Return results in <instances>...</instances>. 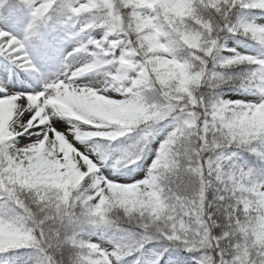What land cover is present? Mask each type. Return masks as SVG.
Instances as JSON below:
<instances>
[{
	"label": "snow or ice",
	"instance_id": "1",
	"mask_svg": "<svg viewBox=\"0 0 264 264\" xmlns=\"http://www.w3.org/2000/svg\"><path fill=\"white\" fill-rule=\"evenodd\" d=\"M21 3L31 14L27 34L21 41L0 30V56L31 74L38 70L28 46L58 0ZM66 7L63 27L73 37L104 30L69 54L91 46L92 61L65 63L62 78L42 92L0 83V254L31 247L43 264H58L49 250L62 230L90 228L122 236L111 250L73 237L75 264H124L133 256L140 264L153 243L162 252L152 264L172 248L193 253L191 264H264V183L235 163L233 151L264 145V59L221 44L232 34L264 46V25L231 20L238 7L264 12V0H76ZM81 17H89L82 26ZM243 64L257 67L225 75ZM94 71L105 88L76 85ZM224 87L252 91L260 102L225 100ZM64 118L67 134L53 123ZM165 120L171 130L145 179L120 183L100 173L110 160L116 172L143 166ZM132 132L139 138L114 157L111 145ZM21 137L35 140L19 147ZM71 137L91 142L89 150L80 152Z\"/></svg>",
	"mask_w": 264,
	"mask_h": 264
},
{
	"label": "rangeland",
	"instance_id": "2",
	"mask_svg": "<svg viewBox=\"0 0 264 264\" xmlns=\"http://www.w3.org/2000/svg\"><path fill=\"white\" fill-rule=\"evenodd\" d=\"M72 4L76 2V0L70 1ZM239 8V7H238ZM241 9V8H240ZM258 10V9H254ZM260 11V10H259ZM261 12V11H260ZM66 20V16L64 17ZM63 18V19H64ZM57 21L51 16L49 20L45 22L44 29L41 34L37 36V38H33L30 45L28 46V54L37 68L36 73H28L18 68L11 61H4L0 58V83L7 82L8 85H15V90L27 91L31 92H42L45 89V86L51 82H54L58 79L62 78V73L65 70V63H69L72 65H83L90 63L92 61L91 52H94L95 49L91 46H88L87 52H82L78 55L70 56L69 54L74 53L76 49L82 48L87 44V40L89 38L100 39L104 34L103 29H95L86 33L80 37H73L71 35V29H66L63 27L64 21ZM89 21V17H82L80 19V25L87 23ZM264 20H260L262 22ZM20 22V21H19ZM22 23H17L16 21H12L9 24L5 25L1 23L0 30H4L6 32L11 33L17 39L23 41L25 35L27 34V28L30 24V19L25 18ZM3 24V25H2ZM225 47H234L233 40H226L224 42ZM238 51L247 52V49L243 46H236ZM77 86L80 87H93L94 90H102L106 87V81L104 75L99 71H94L88 74H85L81 78H79L76 82ZM202 89V88H201ZM2 94V93H0ZM109 98H118L123 99L122 96L118 92L110 91ZM225 100L235 101V102H243V103H258L260 102V97L252 91L243 90L239 93H230L224 97ZM30 114L25 113V117H29ZM54 127L65 134L68 133V130L71 127V124L67 120L64 119H55ZM171 121H167L166 125H160L157 131L154 133L151 147H157L158 143H161L163 139L166 137L167 132L171 129L168 125ZM89 127V126H85ZM35 131H40L39 129H35ZM74 143V146L78 148L80 152H86L89 150V146L91 142L80 143L75 141L74 137L70 138ZM29 143L35 140V137H21V147L24 146L25 141ZM133 141L132 138H123L118 140L117 144L114 145L112 152L114 157L118 156L121 151L124 149L125 144H131ZM236 163V157H235ZM113 165V161L110 160L108 164L100 169V173L109 178L118 180L120 183H133L136 181H142L146 178L147 175V166H133L130 172H116ZM244 170H246V166H240ZM112 231L107 230H95L92 240L94 243L101 244L102 247L111 250L113 248V244H111L110 234ZM151 256H155L153 253ZM0 264H12V263H0ZM129 264V263H128Z\"/></svg>",
	"mask_w": 264,
	"mask_h": 264
},
{
	"label": "trees",
	"instance_id": "3",
	"mask_svg": "<svg viewBox=\"0 0 264 264\" xmlns=\"http://www.w3.org/2000/svg\"><path fill=\"white\" fill-rule=\"evenodd\" d=\"M71 0H58V4L50 13V17L52 16L54 20H65V16L67 17V5L70 4ZM25 18H29L31 21V14L30 9L25 7L21 0H0V22L7 25L13 20L17 23H22ZM64 18V19H63ZM82 18V17H81ZM80 18V19H81ZM264 20V12H260L259 10L254 9H240L236 8L233 10L231 15V20L233 23H250L254 22L255 24L264 25V21L260 22V20ZM20 21V22H19ZM0 23V28L2 27ZM2 24V25H3ZM45 22L42 23L39 27V33L41 34L42 30L44 29ZM35 38V37H34ZM37 38V37H36ZM226 40H233L235 46L234 47H226L228 49H238L236 46H243L247 49V52L238 51L241 54L248 55L258 59H264V46H262L258 41L255 39L249 38L244 35H232L226 34L224 40L221 41L223 47L224 42ZM225 55H230V53H224ZM0 58H5L0 56ZM6 59V58H5ZM257 65L255 64H243L238 67L230 68L226 71V76H246L249 72L254 71ZM243 88H231V87H224L222 89L223 98L230 93H239L242 92ZM202 92L207 91V88H202ZM167 121L165 120L158 124L156 127L160 125H166ZM261 125H264V117H261L258 121ZM168 134V132H167ZM166 134V136H167ZM132 138L133 141L131 144H125L124 149H127L130 145L136 142L139 138L138 132H132L128 135L120 138ZM166 138V137H165ZM164 138V139H165ZM163 139V141H164ZM162 141V142H163ZM118 140L111 145V149H113L114 145H116ZM161 143H158L157 147L152 148L150 146L151 152L148 155L147 159L143 162L144 165H149L152 160L154 159L155 153L161 146ZM103 141H101V144ZM19 147H21V142L19 140ZM256 152H253L251 149H240V150H233L236 151V163L239 166H246V171H251L253 173V177L257 183H264V160L260 158L258 155L259 152H264V145L256 144ZM122 150V151H123ZM121 151V152H122ZM132 168V167H131ZM130 169L124 170L125 172H130ZM147 170V169H146ZM214 197V193L209 191L208 199L211 200ZM95 230L86 228L83 230L80 229H73V228H66L62 230L61 235L57 241L56 246L49 250L50 254L54 255L58 264H75L77 257L79 256V250L73 247L69 241L75 237L78 240H82L84 242H93L92 237ZM219 232V229H217ZM111 240V244L114 245L117 242L122 234L118 232L112 231L109 235ZM94 243V242H93ZM162 252V246L159 244H148L143 252V255L140 256V264H152L155 260L158 259L159 254ZM155 256H151L152 254ZM139 255V254H137ZM194 254L191 252H187L183 249H175L172 248L167 252H163V258L159 259V264H191ZM137 256L128 257L126 258L124 264H133L136 260ZM44 257L37 249L28 247V248H20L17 250L9 251L7 253L0 254V263H12V264H43Z\"/></svg>",
	"mask_w": 264,
	"mask_h": 264
}]
</instances>
